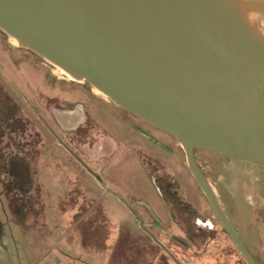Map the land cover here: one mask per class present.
<instances>
[{"label": "rangeland", "instance_id": "1", "mask_svg": "<svg viewBox=\"0 0 264 264\" xmlns=\"http://www.w3.org/2000/svg\"><path fill=\"white\" fill-rule=\"evenodd\" d=\"M64 87L73 93L62 94L53 107H67L73 102L87 106L93 128L89 136L92 153L104 155L105 186L49 137L45 146H36V139H30L32 155L24 161L32 171L31 181L21 190L9 175V161L3 154L16 153L7 146L11 138L13 143L23 142L25 120L29 121V136L43 130L26 99L32 102L36 91L46 99V94ZM7 96L18 104L20 112L13 127L19 130L0 128V264H177L172 257L179 264H248L227 237L185 240L183 244L160 235L156 228L155 223L163 224L167 232H173L156 185L167 174V182L177 190L180 200L202 212L209 209L181 146L179 155L158 146L145 152L142 146L147 142L135 129V123L142 125L136 117L97 94L87 82L70 79L0 32V126L9 122L7 116L12 112ZM195 157L243 237L260 239L264 231L259 223L264 222V167L200 150ZM55 159L60 166L54 164ZM147 210L160 220L153 219ZM144 212L166 250L144 232H149L147 224L140 229L135 221V215ZM211 215L210 211L207 223L212 221L220 230ZM196 220L193 223L199 226L201 220ZM258 248L264 250L263 240ZM258 259L264 264V256Z\"/></svg>", "mask_w": 264, "mask_h": 264}, {"label": "water", "instance_id": "2", "mask_svg": "<svg viewBox=\"0 0 264 264\" xmlns=\"http://www.w3.org/2000/svg\"><path fill=\"white\" fill-rule=\"evenodd\" d=\"M0 30L173 135L217 219L259 264L195 151L264 167V0H0Z\"/></svg>", "mask_w": 264, "mask_h": 264}, {"label": "flooded vegetation", "instance_id": "3", "mask_svg": "<svg viewBox=\"0 0 264 264\" xmlns=\"http://www.w3.org/2000/svg\"><path fill=\"white\" fill-rule=\"evenodd\" d=\"M62 85H65V82H60ZM90 92L92 90L89 88ZM38 91H36V94L32 96L31 101H28L26 99V102L29 103L31 111L37 116L40 123L42 124L43 130L42 132H39L37 136L35 137L28 135V122L27 120H23L25 126V132L23 142H15L13 143L10 139V143L7 147L15 148L16 153L10 154V156H4V160L6 158L7 161H9V175L12 177L15 183H17V188L23 190L26 189L29 185V181H31V170L27 166V162L25 163L24 160L30 159V155L32 151L33 146H31V140L30 139H36V146L37 144L39 146L41 145H48L47 139L50 137L54 140V142L67 154L69 157H71L75 162H77L82 168H84L93 178L96 179L97 182H99L101 185L104 186L105 182H100L99 177L104 180V163H102V159L104 155H96L94 156L92 153V139L89 137L92 132L90 129H93L91 125V118L89 116V112L87 111V106H85L81 102H73L70 103L69 106L65 107H53V104L55 103V99L57 98H63L62 94L66 93H73L70 89H67V87L60 88L58 91L53 92L52 94H46L45 97H42V95L37 94ZM61 93V94H60ZM60 95V96H59ZM6 101L9 103L10 109H12L13 104L16 102L11 98L10 96L6 97ZM52 101V102H51ZM104 101V100H103ZM118 107V106H117ZM18 111L20 112L19 106H17ZM120 108V107H118ZM122 109V108H120ZM124 110V109H122ZM126 111V110H124ZM128 112V111H126ZM130 115L136 117L135 115L128 112ZM10 116H7L9 119V122H6L4 126H0V128H4L8 131L10 129H13L15 125V120L12 117V114H9ZM137 118V117H136ZM142 125L135 123V129L138 131V134L144 138V140L147 142L142 146L143 150L145 152L152 151L154 146L161 147L165 149V151H168L169 154L173 151V155H179V147L180 145L173 142L172 137L169 133L162 131L151 124L137 118ZM13 130H19L17 128H14ZM23 134V133H22ZM68 135V137L66 136ZM2 136H0L1 138ZM1 140V139H0ZM178 142V141H177ZM31 144V145H30ZM30 148V149H29ZM197 151V150H196ZM195 151V152H196ZM172 154V153H171ZM20 156H22V159H18ZM1 156V157H3ZM0 157V159H2ZM155 160H158L157 157H155ZM55 165L60 166L59 164H56L58 162V159L53 160ZM93 163L96 164V167H93ZM102 161V162H101ZM155 172L156 168H152ZM205 173V172H204ZM194 178V177H193ZM196 181V180H195ZM158 184L157 188L160 192V195L165 203L166 210H167V217L170 220V224L172 226L173 232L169 231L167 232L166 228L163 224H159L155 226L160 231V235L169 236L170 239L179 241L184 244L183 241H193V240H216L222 237H227L231 241L232 239L228 235V233L225 231L219 220L217 219L216 215L214 214L207 198L205 197L209 209L205 208L203 209V212L199 207L194 208L186 202L185 200H180L178 198V192L175 189H171L169 186V182L165 179H160L156 182ZM197 183V182H196ZM9 188H12L11 184H6ZM199 186V185H198ZM12 189H8V192ZM202 192V190H201ZM203 193V192H202ZM216 193V192H215ZM217 195V194H216ZM218 197V195H217ZM219 199V198H218ZM219 202L221 204V207L225 214L227 215L228 219L240 235V237L243 239L245 245L250 250L252 255L255 257V259L258 261L259 264H262L258 257L264 256V250L259 249V241L263 240L264 242V231L263 234L260 232V239H246L243 237L240 229L235 226V224L232 222L230 217L225 211V208L223 207L220 199ZM253 202H251L252 204ZM209 210V211H208ZM210 211L212 213L211 217H214L217 222L220 225V230L217 229L216 225L211 223L212 221L207 223V218L210 215ZM147 213L150 214V216L153 219L160 220L158 217L154 214L152 215V212L150 210H147ZM210 218V217H209ZM196 219L201 220V224L199 226H196L193 222L197 221ZM140 220L143 221V227L149 226V232H144L149 235V237L152 240H158L157 236L159 235L156 232H152L150 229L151 225L147 222V217L145 212L141 214L135 215V221L137 222L140 229L143 227L140 224ZM204 220V221H202ZM261 226L264 230V222L261 220L259 221ZM154 226V224H153ZM159 241V240H158ZM233 246L237 250L239 254L240 251L232 241Z\"/></svg>", "mask_w": 264, "mask_h": 264}, {"label": "trees", "instance_id": "4", "mask_svg": "<svg viewBox=\"0 0 264 264\" xmlns=\"http://www.w3.org/2000/svg\"><path fill=\"white\" fill-rule=\"evenodd\" d=\"M0 32L4 35V33L0 30ZM12 112H11V114H12V117H13V119L15 120V117H16V113L18 112V109H17V106L15 105V103L13 104V107H12ZM0 112H1V109H0ZM10 116V115H9ZM167 178H168V174L167 175H165V179L167 180ZM156 185L158 186V184L156 183Z\"/></svg>", "mask_w": 264, "mask_h": 264}, {"label": "bare ground", "instance_id": "5", "mask_svg": "<svg viewBox=\"0 0 264 264\" xmlns=\"http://www.w3.org/2000/svg\"><path fill=\"white\" fill-rule=\"evenodd\" d=\"M95 90V92L97 93V94H99V95H103L100 91H98L97 89H94Z\"/></svg>", "mask_w": 264, "mask_h": 264}, {"label": "crops", "instance_id": "6", "mask_svg": "<svg viewBox=\"0 0 264 264\" xmlns=\"http://www.w3.org/2000/svg\"><path fill=\"white\" fill-rule=\"evenodd\" d=\"M160 242V241H159Z\"/></svg>", "mask_w": 264, "mask_h": 264}]
</instances>
